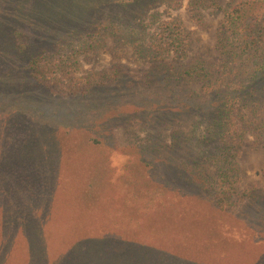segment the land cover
<instances>
[{"label": "trees", "instance_id": "16d2710c", "mask_svg": "<svg viewBox=\"0 0 264 264\" xmlns=\"http://www.w3.org/2000/svg\"><path fill=\"white\" fill-rule=\"evenodd\" d=\"M156 1L104 3V0H37L27 13H22L24 6L19 1L15 17L20 16L18 19L24 22H35L38 31L40 28L52 29L57 33L72 10L82 12L76 21L84 23L89 19L94 20L97 13L105 9H119L124 11L117 13L119 21L131 25L136 11L147 10ZM172 1L175 2L166 0V3L172 6ZM189 5L192 9L219 8L216 0H189ZM260 10L264 11V0L241 2L223 12L217 32V49L222 55L218 74L199 59L180 69L172 65L154 68L153 85L163 92V96L154 93L150 99L154 113L162 112L164 121L170 114H175L180 120L192 116L196 121L186 138L181 130L176 132L168 150H163L155 140L151 143L152 153L163 152L166 157L162 161L170 182L174 179L181 182L183 188H191L185 192L187 196H183L191 200L192 205L173 206L175 211L169 212L172 213L171 217L162 215V210L158 209L154 219L162 216L165 220L146 221L147 229L160 231L163 224L168 222L180 225L188 224L190 220V224L196 228L203 223L217 228L210 215L216 216L230 210L241 199L238 194L241 178L236 161L248 137H264V12L260 14ZM3 15L0 7L1 38L8 34L7 22L11 23ZM160 33L154 51L185 52L182 49L187 47L188 38L178 23L172 20L164 22ZM233 36L236 43L231 45L229 39ZM94 40V34L86 38L84 48L93 46ZM71 48L58 50L52 60L46 58L47 53L33 49L28 58L31 76L53 94L68 98L86 96L91 90L106 88L114 82L105 75L78 76L77 53ZM20 58L21 54L13 57L15 61ZM231 66H249L243 71L248 73L233 90L228 89L223 78L220 79ZM188 82L199 83L200 93H175V89ZM16 111L15 115L20 117L13 122L9 117L0 119L1 124L3 122L5 125L4 133L0 136V235L3 236L0 239V264H218L215 262L216 256L224 258L219 261L221 264H264V252L258 254L240 246L237 249L235 245H231L232 252L229 254L215 251L210 256L207 253L210 244L207 248L204 245L194 248L189 244L180 246L177 243L175 248L171 245L167 248H161L159 244L143 245L137 238L139 234L131 230L133 220L129 216L133 218L138 210L133 204V207L127 206L126 210L124 201H121L118 209L109 210L100 202L94 206L86 204L81 188H73L69 196L61 192V187H65L66 183L74 184L81 180H89L90 186L96 190V180L100 179L92 170L94 163L90 171L87 169L81 173L79 165L66 159L63 154L56 159L44 156L43 160L37 154L35 161L33 154L28 152L30 159L24 153L38 144L37 134H45L47 130L39 127L41 131H35L33 117H24L25 107L22 106L20 110L16 108ZM156 115L154 119H157ZM26 141H30L31 145L26 146ZM183 144L188 145L185 162L176 156ZM206 163L214 166V176L204 168ZM131 165L132 162L125 165L126 174L120 175L118 182L127 185L129 193L125 197L133 200L137 195L135 190H140L139 185L144 187L148 181L139 184L141 179H138ZM161 187L166 189V186ZM150 195L152 201L156 199L155 194ZM72 206L75 208L72 209ZM147 207L146 204L143 206ZM191 210L195 211V215L189 217ZM243 210L248 218H258L261 223L264 221V196L253 199ZM72 211L87 213L89 217L71 221ZM116 213L124 217L109 220L112 217L110 214ZM126 218L128 221L125 223ZM224 220L222 218L221 221ZM53 227L60 232V244L51 240ZM186 230L188 238L191 237L188 226ZM223 243L230 244L217 236L214 245ZM193 250L196 254L189 253Z\"/></svg>", "mask_w": 264, "mask_h": 264}, {"label": "rangeland", "instance_id": "374dc122", "mask_svg": "<svg viewBox=\"0 0 264 264\" xmlns=\"http://www.w3.org/2000/svg\"><path fill=\"white\" fill-rule=\"evenodd\" d=\"M19 1L24 6L22 13L30 11V6L37 2L4 0L0 6L3 18L11 21L10 24L7 22L8 34L4 38L0 37V119L9 117L13 122L16 117H20L15 115L16 108L20 110L23 106L26 109L24 117L28 119L32 116L34 119L31 118L35 131H41L39 127L47 130L45 134H37L38 144L35 147L24 151L28 157V152L33 154L35 161L37 154L42 160L44 156L56 159L63 154L66 159L79 165L81 173L87 169L90 171V166L94 163L92 170L100 179L96 180V190L90 186L89 180H81L74 184L66 183L65 187H61V192L69 196L73 188H81L86 204L94 206L100 202L109 210L118 209L121 201H124L126 210L127 206L134 205L138 210L133 218L132 215L129 216L133 220L131 230L139 234L141 238H137L143 245L159 244L161 248L171 245L175 248L177 243L180 246L189 244L195 248L204 245L207 248L210 244L213 248L209 246L207 249L209 256L210 253L214 255L215 251L229 254L232 252L231 245H235L237 249L239 246L245 247L258 254L264 252V221L260 223L257 217L248 218L243 210L250 201L264 196V137H248L244 141L236 161L241 178L238 186L241 199L230 210L216 216L210 215L211 221L218 225L217 228L204 223L196 228L190 224L192 220L180 225L165 222L167 225L163 224L160 231L146 228V221L153 220L158 215V209L162 210V215L171 217L172 213L169 212L175 211L173 206L192 205V201L183 196H187L186 193L191 188H183L181 182L174 179L170 182L162 161L166 157L163 152L152 153L151 143L155 140L163 150H168L176 132L181 130L186 138L196 121L192 116L180 120L175 114H170L164 121L162 112L154 113L153 101L150 99L154 93L162 95L163 92L153 85V70L158 66L168 65L180 69L199 59L218 74L222 55L217 49V32L223 20V12L238 3L251 0H216L219 8L206 9H192L189 0L172 1V6L166 0H157L147 10L136 11L137 15L133 17L131 25L119 21L117 13L124 12L119 9H105L97 13L94 20L89 19L84 23L76 21L78 16H82V12L72 10L63 28L57 33L52 32V29L40 28L38 31L35 22L28 23L29 21L18 19L20 16L15 17ZM117 1L132 0H104V3ZM263 12L259 11L260 14ZM170 20L178 23L188 38L187 47L182 49L185 52L154 51L162 24ZM92 34L96 38L92 41L93 46L86 45L84 48V40ZM229 42L234 45L236 37L230 38ZM68 47H72L77 53L78 76L105 75L114 82L103 88L106 90L97 88L86 96L68 98L53 94L42 82L31 76L28 58L33 49L47 53L46 58L52 60L58 50H69ZM17 54H21V58L15 61L13 57ZM248 67L231 66L220 79L223 78L228 89L233 90L248 73L243 72ZM200 88L199 83L188 82L175 89V93L192 91L199 94ZM99 90L101 91L98 92ZM154 115L157 119H154ZM4 128L3 122H0V136L4 133ZM9 142L10 140L7 144ZM25 145L30 146V141H26ZM187 146L181 145L176 152V156L183 162L186 160ZM130 162L136 176L141 179L138 183L148 181L144 187L139 185L140 190H135L137 195L133 200L125 197L129 193L127 185L118 182L120 175L126 174L125 165ZM204 168L208 169L209 175H215V168L211 163H206ZM161 186H166V189ZM150 194H155L156 199L152 201ZM145 204L147 209L143 208ZM73 208L75 207L72 206ZM110 215L112 217L109 220L124 217L119 213ZM194 215L195 211L191 210L189 217ZM221 216L225 218L224 221L219 218ZM88 217L87 213L72 211L70 214L71 221ZM154 220L165 219L160 216ZM127 221L128 218L125 223ZM187 226L191 234L189 238ZM52 231L51 240L60 244L61 237L57 227H53ZM217 236L230 244L214 245ZM2 238L0 235V239ZM189 253L196 254L194 250ZM223 260L224 258L215 257L218 264Z\"/></svg>", "mask_w": 264, "mask_h": 264}]
</instances>
